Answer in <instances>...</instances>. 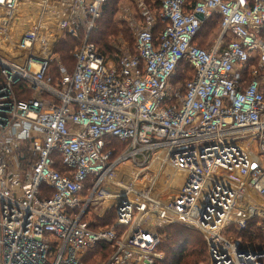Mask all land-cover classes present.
<instances>
[{
    "label": "built area",
    "instance_id": "1",
    "mask_svg": "<svg viewBox=\"0 0 264 264\" xmlns=\"http://www.w3.org/2000/svg\"><path fill=\"white\" fill-rule=\"evenodd\" d=\"M106 1L0 0V264H157L175 224L204 235L206 264H264L237 235L264 231V0H138L115 58L89 40ZM81 35L69 72L56 48Z\"/></svg>",
    "mask_w": 264,
    "mask_h": 264
},
{
    "label": "trees",
    "instance_id": "2",
    "mask_svg": "<svg viewBox=\"0 0 264 264\" xmlns=\"http://www.w3.org/2000/svg\"><path fill=\"white\" fill-rule=\"evenodd\" d=\"M121 0H107L102 11L101 17L97 20L95 28L91 33L90 42L99 47L102 56L108 57L113 54V46L110 37L117 34L119 29L114 22V16L117 6ZM147 5L153 9L160 10L161 1L146 0ZM221 17L214 15L208 18L198 33L194 44L201 48H208L216 35H220ZM164 29V25L159 23L154 31V37L157 39ZM129 36L128 30L125 31ZM216 37V38H217ZM215 38V39H216ZM83 35L79 38L66 37L56 48V54L59 55V61L69 72L75 67V60L71 50L76 46L83 44ZM195 76V70L188 61L180 63L177 73L172 80L174 85L185 86ZM106 224V221H102ZM162 241L158 251L163 254V260L157 264H204L208 262V244L204 235L183 227L181 225H172L160 230ZM244 242H250L258 248H264V231L258 219L250 222L247 230L238 233ZM112 253L111 247L106 243H101L95 252L90 253L86 261L95 263L103 258L107 259Z\"/></svg>",
    "mask_w": 264,
    "mask_h": 264
},
{
    "label": "rangeland",
    "instance_id": "3",
    "mask_svg": "<svg viewBox=\"0 0 264 264\" xmlns=\"http://www.w3.org/2000/svg\"><path fill=\"white\" fill-rule=\"evenodd\" d=\"M20 1L24 2L25 0H20ZM143 1L144 3L147 4L146 0H143ZM138 3H139L138 0H121L119 2L117 6L116 14L114 16V22L117 25V28L119 29V31L117 34L110 37L111 45L113 46L112 48L114 52L112 55L108 56V58H115L117 55L120 56L121 54L129 50L133 51L134 42H135V29L141 25V21H142ZM126 30H128L129 36L126 35V32H125ZM216 37L217 35L214 38H212V40L214 41ZM75 48H73L71 52H73ZM97 48L99 49L98 46ZM57 64H58V61H57ZM109 215H110L109 218H106V220L98 221V224L102 226H106V225L108 226V225L114 224L113 212L110 211ZM102 221H106V224H102ZM175 225H178V224H175ZM183 227L191 229L197 232L198 234H200L199 231L191 227H187V226H183ZM162 238H161V241H162ZM102 260L104 259L101 258L97 261H102Z\"/></svg>",
    "mask_w": 264,
    "mask_h": 264
},
{
    "label": "bare ground",
    "instance_id": "4",
    "mask_svg": "<svg viewBox=\"0 0 264 264\" xmlns=\"http://www.w3.org/2000/svg\"><path fill=\"white\" fill-rule=\"evenodd\" d=\"M26 5H27V4H26ZM20 14H21L22 16H26L25 11H23V10H20Z\"/></svg>",
    "mask_w": 264,
    "mask_h": 264
},
{
    "label": "water",
    "instance_id": "5",
    "mask_svg": "<svg viewBox=\"0 0 264 264\" xmlns=\"http://www.w3.org/2000/svg\"><path fill=\"white\" fill-rule=\"evenodd\" d=\"M199 18H200V19H203V16H202V15H199Z\"/></svg>",
    "mask_w": 264,
    "mask_h": 264
}]
</instances>
